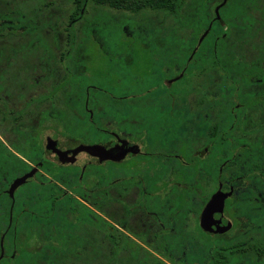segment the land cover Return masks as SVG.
Masks as SVG:
<instances>
[{
    "label": "flooded vegetation",
    "instance_id": "obj_1",
    "mask_svg": "<svg viewBox=\"0 0 264 264\" xmlns=\"http://www.w3.org/2000/svg\"><path fill=\"white\" fill-rule=\"evenodd\" d=\"M261 1L255 0L254 8L249 10L256 17V33L245 38L248 41L243 40V47L237 50L242 57L224 55L229 47L218 52V42L225 35L217 29L219 35L209 37L213 23L190 41L172 46L177 50L167 48V42L155 40L152 49L165 50L168 61L160 65V75L146 76L144 83L148 88L138 94L141 97L137 102L131 94L107 102L102 99L106 97L101 88H94L101 93L98 99L92 98L89 90L92 87L78 97L70 96L72 86L67 77L70 69L67 63V72L59 79L53 72L58 63L57 42H51L49 54L53 60L56 55L55 65L42 52L32 57L40 66L27 79H20L18 69L0 72V193L9 191L16 178L26 176L24 181L18 180L20 185L16 186L15 200L10 204L13 242L6 244L10 234L0 233V264H17L16 258L22 254L30 256L19 264H42L48 252L72 264H102L103 255L111 258V264H232L237 255L245 256L254 253L253 250L258 255L263 252L264 235L259 233L263 224L253 221L250 211L236 210L235 203L248 193L259 197L264 191L254 181L264 180V74L235 72L236 65L264 59L260 56L264 51ZM226 3L218 2L210 9H191V13L192 16L214 13L219 22L216 9L219 8L221 15ZM186 12L182 9L170 13L177 17ZM11 32L14 41L7 38H11ZM18 40L16 29L6 26L0 32V49L6 43L19 50ZM74 48L68 49L66 57L62 52L59 60L65 63ZM250 52H254V58L247 56ZM16 56L17 53L13 57L5 53L0 67L8 69ZM202 64L206 65V89L201 90L200 100H194L197 105L205 104V108L201 107L204 111L200 123L190 107L185 109L187 97L196 94V88L191 87ZM169 66L176 67L178 73L167 78L164 74ZM48 82L53 84L48 89L45 87L42 95H35ZM177 83L182 85L176 87ZM71 98L79 110L70 108ZM43 100L48 102L45 110L39 105ZM107 103L114 108L121 104L116 109L122 119L132 114L133 107L151 113L158 111L164 124H158L162 135L150 145L143 134L132 138L118 123L108 130L110 138L100 142L95 139L83 143L65 132V118L67 123L73 120L85 128L94 125V132L100 131L93 107L100 109ZM80 111L87 114V122ZM33 112L37 113L32 115ZM57 116L62 122L56 120ZM37 117L39 120L35 121ZM198 124L207 128L200 147L196 134ZM5 130L14 136L9 144L4 140ZM77 131L80 134L82 129L79 127ZM47 133L52 137L46 138ZM183 148L189 154L187 162ZM7 158L14 160L12 172L16 177L6 188ZM22 162L29 167L23 168ZM107 165L109 169H103ZM186 178L190 182H183ZM22 189L26 190L19 196ZM221 199L223 204L219 202ZM6 203L0 200L1 210ZM105 204H108L104 207L106 213L102 211ZM37 206L45 208L38 212ZM240 217L245 219L241 224L244 229L239 234L240 242L224 246L222 243L232 235ZM0 218H3L0 221L3 229L1 211ZM102 220L110 225L103 224ZM228 223H231L230 229L222 231ZM104 225L110 229L109 253L101 242ZM73 239L83 248L72 249ZM234 245L241 247L238 252L226 250Z\"/></svg>",
    "mask_w": 264,
    "mask_h": 264
},
{
    "label": "rangeland",
    "instance_id": "obj_2",
    "mask_svg": "<svg viewBox=\"0 0 264 264\" xmlns=\"http://www.w3.org/2000/svg\"><path fill=\"white\" fill-rule=\"evenodd\" d=\"M260 4L264 5V0ZM75 10L76 7L71 0H0V32L4 31L6 26H9L12 29H16L20 39L18 40L20 42L17 44L20 46L19 50L18 48L14 49L12 45L9 47L6 43L2 45V49H0V62L4 59L5 53L10 54L11 57L17 53V56L8 65V69L0 67V72L6 73L12 72L13 69H18L17 72L21 74H19L21 80L31 77V73L38 71L36 67L40 66L32 61V57L35 53L40 55H42V52L45 55L51 54L52 49L50 48V44L51 42H57L55 46L59 47V49L55 50V53L57 54L58 63L55 65L56 55L54 56V60L49 55L47 61L55 65L53 72L57 73L58 79L67 72V66L70 68L67 76L72 86L70 88V96L75 95L78 97L80 93L85 94V91L87 93L88 87H92L89 88L92 98L98 99L101 93L94 90V88H101L105 91L102 94L107 98L102 99L107 102L109 100L112 101L113 98L130 94L135 97L134 102H137L141 97L138 94H143V90L148 88L144 83L146 76L152 74L160 75V65L168 61L166 60V51L153 50L152 43L155 40L164 41L167 42V45H170H166L167 48L171 47L173 48L172 50H177L176 47L172 46H177L176 44L181 45L182 41L179 39H184L183 41H190L192 39L191 36L189 37L192 31L182 29L179 26V19L174 14L165 10L147 9L140 13H133L107 6H99L91 0H86L79 16L72 19ZM20 31H22V34ZM13 37V32H11V38L7 36L8 40L14 41ZM22 42L24 43L22 44ZM32 42L33 44L30 47L29 45ZM71 47L75 48L68 56V60H65V63L59 60V55L65 52L63 55L66 57L68 49L70 51ZM183 48L185 47L183 46ZM14 52L16 53L14 54ZM253 53L250 52L247 56L251 58ZM184 56L182 55V57ZM260 56L261 58L264 56V51L260 53ZM39 61L40 59L37 62L39 63ZM254 61L256 62L257 60ZM254 61H245L243 65H236V74L245 73L247 70H256L257 66ZM258 61L260 62L261 60ZM165 73L164 76L166 75L168 78L177 74L178 69L169 66L165 70ZM206 78V65L202 64L191 87L192 90L196 88V94L192 97H187V103L185 102L186 107H188L185 110H188L190 107L195 112L196 119L200 123L203 120L202 112L204 111L201 107L204 106L205 108V104L203 103L202 106L197 105V103H194V100L201 99V90L206 89ZM51 84L53 83L48 82L44 84V87H39L35 95H42L45 92L44 90L48 89ZM180 85L182 83H177L176 87ZM22 94L23 97L25 92L22 91ZM47 103L45 100L39 103L40 106H43L42 110L46 109ZM69 103L71 109L75 108L79 110L73 98L70 99ZM75 104L76 107H74ZM120 105L117 104L114 108L107 103L103 106L101 105L100 109L93 107L96 126H100V131L97 133L94 132V125H89V128H85L82 124L76 125L73 120H69L67 123L66 118L64 119L65 125L63 124L65 132L71 137L80 139L83 143L91 142L95 139V141L100 142L110 138L108 130L118 123L122 130L128 131L132 135V138L143 134L145 136L143 139L147 143H150V145L158 140V137L162 135V131L158 132V124L164 125L161 117H159L160 115L157 114L158 111L151 113L145 112L146 110L141 111V109H137L138 107H133L132 114L127 115V117L124 116L122 119L117 115L118 111L116 109V107L120 108ZM37 112L40 115L39 107ZM37 112H33L32 115H35ZM79 113L85 116L84 120L87 122V114L82 111ZM38 120L37 117L35 121ZM56 120L62 122L58 116ZM168 124L170 122L165 123L166 126ZM197 126V144L200 147L204 143L207 128H203L199 124ZM79 127L82 129L80 134L77 131ZM5 133L4 140L9 144L10 140L14 139L13 133L9 130H5ZM45 137L51 138L52 136L50 133H47ZM182 150L187 162L189 154H185L187 153L186 149L183 148ZM212 166L214 167V164L210 165V167ZM103 169L108 170L109 165L104 166ZM185 181L190 182V178L183 180V182ZM254 181L256 184L259 183L261 188L264 187L263 179L261 181L258 178V180L254 179ZM24 190L26 189L20 190L18 195L23 194ZM259 197L257 194L248 193L247 197L239 199L235 203L236 210H242L245 213L250 211L254 215L253 221L263 224L259 233L264 235V191L261 192ZM19 206L18 204L17 207ZM44 208V206H37L36 211L40 210L38 212H41ZM28 209H31V207L29 206ZM25 215L27 216L29 213L27 212ZM2 219L0 218L1 222ZM238 220L239 223L232 232V235L226 239V242L222 243L224 246L240 242L241 237H239V234L244 229L241 224L245 222V219L240 217ZM196 231L197 229L194 228L193 232L196 233ZM263 235H261V238H263ZM79 243L77 239H73L70 242L72 249H78ZM22 247L23 244H21ZM19 248L18 250H20ZM261 248L263 252L260 255L255 250H253L254 253L251 252V254H246L245 256L237 255L232 259V264H264L263 241ZM28 256L19 255L17 264L23 258L29 259ZM81 259L83 260V258ZM42 264H72V262L58 256H52L48 252Z\"/></svg>",
    "mask_w": 264,
    "mask_h": 264
},
{
    "label": "trees",
    "instance_id": "obj_3",
    "mask_svg": "<svg viewBox=\"0 0 264 264\" xmlns=\"http://www.w3.org/2000/svg\"><path fill=\"white\" fill-rule=\"evenodd\" d=\"M71 1L74 3L76 7V10L72 15V19H74L78 17L79 14L81 13L86 0H71ZM91 1L99 6H107L110 8L125 10L133 13H140L147 9L165 10L168 12L185 9L187 10V12L185 14H177V18L180 21L179 26L182 29L192 30V33L189 34V37L191 36L192 38H194L203 30L208 29L209 23H213V26L210 29L211 32L209 37L215 38L217 35H219L217 33V29H221L223 32L221 34H224L225 36L220 38V41L218 42L216 48H218V52H220L222 51V49L229 47L228 53H225L224 55H227L230 58L242 57V55L238 53L237 50H240L241 46L243 47L242 45L243 40L248 41L245 38L250 37V35L251 37H253L256 33L254 27L256 24L255 22L256 17L249 13V10L254 8L255 0H228V2L223 6L222 14L219 15L220 17L219 22H217L218 19L216 18L214 13H212V15L201 13L199 14V16H192L191 9H195V8L210 9L213 6V4L215 5L218 2L224 3L225 0L224 1L222 0H91ZM179 40L183 41L184 39H179ZM255 63L257 69L252 71L247 70L245 73L264 74V59H261L260 62L256 61ZM5 152L8 153V150H5ZM9 161H12L11 163L12 166L10 165L8 166ZM6 164H5V179H7V183L5 184V186L7 188V185L10 184L9 182L16 177V174L15 172H12L13 164H15L14 160L12 158L10 159L7 158ZM22 167L28 168L29 166L24 162H22ZM24 179H26V176L23 177L22 179L16 178L11 184L9 191H7L6 193H0V200L7 202L6 204H4L3 209L2 210L0 209L1 215H3L4 217V227H2L3 229H0V233L5 232L6 234L7 233L10 234V236L7 237L6 244L13 242L14 239L13 226L9 227L10 204L15 200L14 191L16 189V186L20 185V182L24 181ZM18 180H20V182ZM42 196H43V200L46 201L47 200L46 195L43 194ZM106 205L108 206V204H105L102 209V211H104L105 213L106 210L104 207ZM13 217L15 219V215H13ZM102 221L103 224H107V226L110 225L109 223L105 222V220ZM102 232H103L102 241H101L102 246L109 253L111 249V238H110L109 227H106L104 225L102 228ZM82 248L83 246L80 243L79 249ZM240 248L241 247L239 245H234L226 250L235 253L238 252ZM18 259L19 258L17 257L16 261H18ZM102 264H111V258L108 255H103ZM215 264L217 263L215 262Z\"/></svg>",
    "mask_w": 264,
    "mask_h": 264
},
{
    "label": "water",
    "instance_id": "obj_4",
    "mask_svg": "<svg viewBox=\"0 0 264 264\" xmlns=\"http://www.w3.org/2000/svg\"><path fill=\"white\" fill-rule=\"evenodd\" d=\"M227 2V0H225V2L224 3H226ZM216 14H217V17H219V8H217L216 9ZM211 28V27H210ZM208 32H209V30L208 31H206L204 34H203V36L200 38V40H199V45L202 43V41L204 40V38L206 37V35L208 34ZM221 204H223L224 203V200L223 199H221L220 201H219ZM223 206V205H222ZM204 215H205V213H203ZM203 215V216H204ZM229 225L225 228V230H222V231H227V230H229L230 229V227H231V223H228ZM206 225V224H205ZM216 226V225H215Z\"/></svg>",
    "mask_w": 264,
    "mask_h": 264
}]
</instances>
